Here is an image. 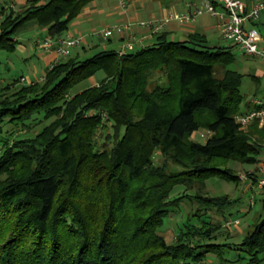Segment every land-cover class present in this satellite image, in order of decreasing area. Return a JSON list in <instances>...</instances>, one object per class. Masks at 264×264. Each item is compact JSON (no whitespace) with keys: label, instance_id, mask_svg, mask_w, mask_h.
<instances>
[{"label":"trees","instance_id":"trees-1","mask_svg":"<svg viewBox=\"0 0 264 264\" xmlns=\"http://www.w3.org/2000/svg\"><path fill=\"white\" fill-rule=\"evenodd\" d=\"M89 1L2 6L0 51H16L14 33L32 21L51 38L63 35ZM233 48L210 46L197 34L171 41L163 33L124 56L71 54L41 81L0 87V264H197L207 254L222 258L223 249L241 252L246 264L264 262V215L234 248L212 243L221 224L208 216L232 203L211 195L208 182L239 187L230 162L257 166L264 157L258 120L246 129L235 120L261 106L246 103L241 112L247 75L229 69ZM97 73L101 82L74 91ZM156 74L161 81L149 89ZM249 77L258 89L260 80ZM41 115L52 121L32 137L6 131ZM105 124L110 149L94 140L99 129L108 133ZM199 130L210 134L204 144L191 140ZM155 158L183 169L168 170V161ZM249 176L257 185L258 175ZM176 187L193 194L172 196ZM184 199L197 209L168 243L164 219Z\"/></svg>","mask_w":264,"mask_h":264},{"label":"rangeland","instance_id":"rangeland-1","mask_svg":"<svg viewBox=\"0 0 264 264\" xmlns=\"http://www.w3.org/2000/svg\"><path fill=\"white\" fill-rule=\"evenodd\" d=\"M11 1L12 0H0V8L2 6H8L12 7L15 11H20L23 4L14 0L13 2ZM93 4H97L99 8H103V6L105 7V5H107L111 11L118 7V3L114 0H96L94 3H90L89 7L95 6ZM113 21L114 19H109L105 15L101 16L99 14H95L92 17L91 22L86 21L85 18L72 21L69 25V32L73 33L74 31L80 30L82 34L86 35L84 37L86 45L87 42H90L91 40L102 44L103 42L106 43V41L100 39V36L92 35V33L116 23ZM32 24V22L26 23L14 33L13 37L17 40L16 51L13 53L0 51V87L8 84L12 85V82L16 80L20 85L24 84L27 81L25 80V82L22 83L19 80L21 77H29L31 80L34 78L33 73L35 71L40 74L42 72L43 74L49 68V65H46L45 52L42 51L40 47L35 49L32 46V39L42 36V30H35L32 28ZM227 45H229V43H227ZM232 52L235 56V63L230 65L229 69H233L245 75L250 73V71L257 69L264 71V64L260 62V59L255 57L249 58V56L245 57V55H243V53L236 47L232 49ZM91 55L93 54H90L89 56ZM82 57H85V55H81V58ZM245 58L252 59V62H245ZM103 77V73H97L94 77L78 84L74 91H80L90 86L93 81L101 82ZM160 81L159 75L156 74L151 79V85L149 89ZM16 87L11 88V92L14 91ZM240 91L245 96L244 103L241 107V112H243L245 110L246 103L252 104L253 99H258L264 102V79H262L261 86L258 89H254V85L251 84L249 76H246L240 86ZM35 118L37 119L27 122L26 124L29 126H25L24 129L21 128V130H19L20 128L18 129L14 125H9L6 128V131L12 133L13 135L32 137L44 125L49 124L52 121V119L46 121L43 119V115ZM105 125L108 127V133L103 129H99L94 140L96 142L97 148L105 146L106 148L110 149L114 143L112 140H106L105 137L112 131L109 124ZM201 135H203V137ZM208 136H210V134L206 130H199L193 134L191 140L199 144H204ZM164 160L168 161L169 163L168 170L181 171L183 169L181 166L173 164L169 158H155L156 163H161ZM229 166H231L237 173L240 182L243 181L241 178H247V180L241 183L239 187H236L233 183H227L219 179L209 181L207 184V190L211 193V195H227L231 199L232 203L228 210L226 209L222 213L211 211L209 212L208 216L210 218V222L213 225L216 223L221 224L219 231L221 234L216 240H212V243L226 244L234 248L242 242L243 236L248 231L252 230V225L256 223L260 215H264V209H262L261 206V201L264 200V189H260L256 184L253 185V181H251L249 176L250 174L258 175V165L253 166L250 164H239L238 162L231 161ZM183 189L184 188L182 187H176L172 193V196L179 197L184 193L193 194V191L187 192L183 191ZM172 209L174 212H171L170 215L164 219V226L161 229L163 236L168 241V243L174 241L176 234L181 228L184 227L186 213L195 212L197 209V204L184 199L176 207V209ZM228 220H238L239 224L233 225L230 228H226L224 227L223 223ZM223 253L224 254L222 258H218L213 254H207V256H205L197 264H246L248 262V259H244V255L236 250L223 249ZM240 258H242V260H240ZM261 264H264V262Z\"/></svg>","mask_w":264,"mask_h":264},{"label":"crops","instance_id":"crops-1","mask_svg":"<svg viewBox=\"0 0 264 264\" xmlns=\"http://www.w3.org/2000/svg\"><path fill=\"white\" fill-rule=\"evenodd\" d=\"M14 1L22 3L23 5L26 2V0H14ZM95 1L96 0L89 1L86 4V6L81 10L80 14L74 20H80L82 18H85L86 21L91 22L93 15L99 14L101 16L105 15L109 19L111 18L114 19L113 22L116 23H123V24L131 23L133 24V26L131 27L132 29L130 33H127L124 36H119V37L115 36L112 39H104L101 37L100 39L106 41V43L103 42L101 44L99 42L91 40L90 42H87V45L84 44L85 50L76 49L72 51L73 52L72 54L89 56L90 54H94L102 50L118 51L121 49L123 44L127 42V40H129L128 39L129 34H132L134 36L133 39H131L133 45H132V49L129 52H131L132 50L135 51L137 49H142L153 45L156 42V38L158 34H163V33H165L167 38L171 41H185L187 40L189 35L197 34L205 37L210 46L224 47V48L231 47V45H227V43L221 39L220 33L217 28L218 20L217 18H214L210 14L204 13L196 17L193 21H189L185 23H180L178 20L174 18H170L171 15L192 12L194 11L195 7L201 6L204 3H212L214 0H127L126 10L121 9L119 4H117L118 7L114 8L113 11H111L107 5H105V7L103 6V8H99L97 4H93L95 6L89 7L90 3H94ZM114 1L118 3V0H114ZM242 1L245 2L248 8H250L259 0H242ZM11 2H13V0ZM145 19L146 20L168 19V22L159 33L151 34L147 29H142L137 25L139 21ZM32 23H33L32 28H34L35 30L40 29L36 21H32ZM255 24H257L258 31L260 34V43L264 45V11H262L258 22ZM41 30H42V36L32 39L34 43V44L32 43V46L35 49L37 47H40L37 41H42L46 37H48L46 30L45 29H41ZM64 34H70L73 36H84V37L86 36L85 34H82L80 30L70 33L68 29V31ZM92 35L94 34L92 33ZM44 52H45L44 54L46 55L45 57L46 65H49L48 69H50L51 65L57 59L56 53L54 51H44ZM245 62L250 63L252 62V59L245 58ZM48 69L43 74L42 72L40 74L35 71L33 73L34 78L31 80L29 77H21V78H25L27 83L41 81L45 73L48 71ZM246 75L255 77L258 80H260L259 84L261 86L262 79H264V71L257 69L254 71H250V73H247ZM250 82L252 85L254 84L251 79ZM96 84H98V82L93 81V83H91L90 86ZM254 89H256L255 86Z\"/></svg>","mask_w":264,"mask_h":264},{"label":"built area","instance_id":"built-area-1","mask_svg":"<svg viewBox=\"0 0 264 264\" xmlns=\"http://www.w3.org/2000/svg\"><path fill=\"white\" fill-rule=\"evenodd\" d=\"M213 3H204L201 6L195 7L194 11L184 14L171 15L170 18L178 20L180 23L193 21L196 17L206 13L210 14L218 20V31L220 37L229 45L236 47L245 56L255 57L260 59L264 64V45L260 43V34L258 29L253 25L258 22L260 14L264 11V0L257 1L252 7L248 8L242 0H214ZM121 9L126 10L127 0H118ZM190 5V4H189ZM168 19L157 20L148 19L142 20L137 25L142 29H147L151 34L159 33L167 24ZM131 23H115L106 26L96 32L94 35L100 36L104 39H111L115 36H124L130 33ZM133 35L129 34L127 42L123 44L118 50L119 56H124L132 49ZM43 51H54L57 59L51 65H55L60 59L67 58L71 55L72 51L83 47L85 44L84 36H73L70 34H63L59 37L51 38L46 37L42 41H37ZM22 83L25 78H21ZM252 103L261 106L258 110H250L235 117L236 123L240 129H246L254 120H258V128L264 130V102L253 99ZM203 137V135H201ZM258 182L257 185L260 189H264V157L261 158L257 166ZM243 181L247 178H241ZM224 227L230 228L233 225H238V220L225 221Z\"/></svg>","mask_w":264,"mask_h":264}]
</instances>
